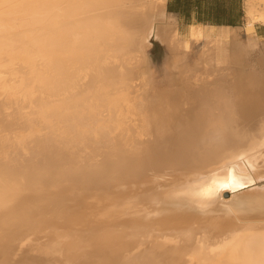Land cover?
<instances>
[{
	"label": "bare ground",
	"instance_id": "obj_1",
	"mask_svg": "<svg viewBox=\"0 0 264 264\" xmlns=\"http://www.w3.org/2000/svg\"><path fill=\"white\" fill-rule=\"evenodd\" d=\"M245 15L242 40L163 0H0V264H264V0ZM151 37L176 92L144 89ZM233 165L259 184L198 195Z\"/></svg>",
	"mask_w": 264,
	"mask_h": 264
},
{
	"label": "crops",
	"instance_id": "obj_2",
	"mask_svg": "<svg viewBox=\"0 0 264 264\" xmlns=\"http://www.w3.org/2000/svg\"><path fill=\"white\" fill-rule=\"evenodd\" d=\"M165 13L179 31L191 26L242 29L246 22L245 0H163ZM256 35L264 38V24L254 25Z\"/></svg>",
	"mask_w": 264,
	"mask_h": 264
},
{
	"label": "rangeland",
	"instance_id": "obj_3",
	"mask_svg": "<svg viewBox=\"0 0 264 264\" xmlns=\"http://www.w3.org/2000/svg\"><path fill=\"white\" fill-rule=\"evenodd\" d=\"M257 26H259V23H256ZM239 36L243 40L244 39V32L242 29L239 31ZM259 36V35H258ZM261 42L263 43L262 46L264 47V38L260 37ZM150 46L147 49V55L149 59V67L144 69L147 77L144 78V89L149 94L157 93L158 91L164 90V89H172L175 92L178 90L176 85V82L173 80V73L171 70L167 67L169 60H170V53L168 48L164 43H161L157 38L151 37L150 39ZM193 44V45H192ZM190 45V48L188 49V53L186 55V62L189 64H193L194 61L197 58V55L199 54L200 50L203 47V40H195ZM261 56V58H260ZM246 60L248 62H246ZM264 52L263 53H255L251 56L247 57L244 61L246 63L247 70L254 69L257 72H261L264 70ZM249 65V66H248ZM252 67H251V66ZM149 71V72H148ZM261 183H264L261 182ZM259 184V183H258ZM252 184L250 186L245 187L249 188L251 186L258 185ZM229 198V197H228Z\"/></svg>",
	"mask_w": 264,
	"mask_h": 264
},
{
	"label": "snow or ice",
	"instance_id": "obj_4",
	"mask_svg": "<svg viewBox=\"0 0 264 264\" xmlns=\"http://www.w3.org/2000/svg\"><path fill=\"white\" fill-rule=\"evenodd\" d=\"M261 151H264V147H262ZM253 152H255V149H253ZM245 155H240L237 157V159L243 161L245 160ZM246 167L252 169L253 166L250 164H246ZM236 173H237V167L235 165L229 167L227 169V176L224 180L213 179L210 183H207L206 185L200 187L197 190L198 195L205 200L211 199L212 196L221 189L232 188L233 190H235L238 187H244L247 183L254 182L251 179H247L242 176H237Z\"/></svg>",
	"mask_w": 264,
	"mask_h": 264
},
{
	"label": "water",
	"instance_id": "obj_5",
	"mask_svg": "<svg viewBox=\"0 0 264 264\" xmlns=\"http://www.w3.org/2000/svg\"><path fill=\"white\" fill-rule=\"evenodd\" d=\"M254 184H255V183H254ZM250 185H252V184H250ZM250 185L248 184V185H245L244 187H239L238 189L233 190V192H234V191L239 192V191L243 190L245 187L250 186ZM230 195H231V191H230L229 188L223 189V191H222V196H223V197L228 198V197H230Z\"/></svg>",
	"mask_w": 264,
	"mask_h": 264
}]
</instances>
